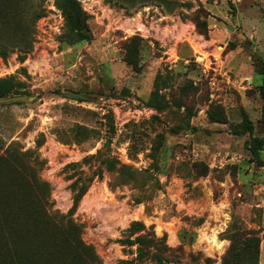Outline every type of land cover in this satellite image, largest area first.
Here are the masks:
<instances>
[{"label":"rangeland","instance_id":"obj_1","mask_svg":"<svg viewBox=\"0 0 264 264\" xmlns=\"http://www.w3.org/2000/svg\"><path fill=\"white\" fill-rule=\"evenodd\" d=\"M79 1L91 16V42L69 41L55 0H21L23 18L9 11L6 29H0V43L8 44L18 29L30 26L34 10L45 11L32 30L34 45L24 63L17 50L0 55V79L19 78L26 83V97L36 98L23 103L0 100V153L10 161L7 180L25 175L21 164L30 165L34 157L23 154L36 152L43 162L38 175L51 187L49 211L69 214L74 205L71 185L79 169L67 166L97 154L112 140L105 152L138 171L137 179L125 181L93 160L82 169L91 174L101 168L102 178H95L73 214L103 264H127L136 258V248L130 251L118 243L134 221L154 227L158 237L166 234L172 248L184 240L183 264H205L206 259L223 264L230 236L236 230L256 231L261 239L259 264H264V150L259 159L249 150L252 138L264 140L259 93L264 85L259 73L264 69V0H136L134 6L132 0ZM199 9L209 24L207 35L192 21ZM133 37L143 39L140 73L125 61ZM168 70L174 81L163 94L170 101L181 87L193 85L183 97L194 114L193 128L179 134L171 132L181 122L177 107L166 114L146 107L157 75ZM251 77L255 85L249 83ZM212 104L225 109L229 124L210 121ZM244 113L255 131L238 137L232 126L241 124ZM154 115L159 118L148 123ZM79 126L93 131L86 135ZM133 133L138 138L129 155ZM160 133L169 151L166 173L157 174L146 170ZM42 135L45 144L37 148ZM10 146L15 148L7 152ZM206 168L208 174L202 176ZM153 175L162 184L154 190L147 186ZM5 195L21 209L17 190ZM53 220L59 222L58 217ZM56 228L51 224V237ZM215 234L224 243L220 249L213 244ZM36 244L30 238L26 250Z\"/></svg>","mask_w":264,"mask_h":264},{"label":"trees","instance_id":"obj_2","mask_svg":"<svg viewBox=\"0 0 264 264\" xmlns=\"http://www.w3.org/2000/svg\"><path fill=\"white\" fill-rule=\"evenodd\" d=\"M121 3L129 0H120ZM136 0H132V5L136 4ZM56 6L61 10L65 20V35L69 41L75 43L91 42L94 38L90 25L91 16L83 8L79 0H55ZM168 3V1H164ZM22 2L17 0V4L11 0H0V29H6V23L10 18L9 11L15 10V17L22 19L24 13L21 10ZM16 6V8H15ZM17 10V11H16ZM201 9L192 18L198 31L209 33V24L207 19L202 18L199 14ZM44 10H34L31 17V24L27 28L18 29V36L10 43H0V55L7 57L10 51L17 50L20 52L21 62L24 63L26 56L33 49L34 41L32 39V30L35 29L36 22L44 16ZM186 17V15H184ZM188 19V16L186 17ZM3 25V26H2ZM2 26V27H1ZM31 35V37H30ZM142 38L133 37L127 46V54L125 61L137 73L142 69ZM24 75L28 77L27 71L24 69ZM171 71V70H170ZM165 75L160 72L155 80L154 90L146 107L151 108L157 114L174 113V107L179 109V117L181 122L171 129L173 134H179L182 130H192L191 120L194 116L188 103L183 97L187 96L193 85L180 88V95L174 96V100L170 101L163 90L170 88L174 81V73L170 72ZM261 74H264V69ZM196 90V89H195ZM259 93L263 100L262 118L260 123L264 125V85L259 87ZM26 83L17 77H8L0 79V100L17 96H29ZM81 101H85L81 99ZM22 105V103H18ZM182 107H186L185 111H181ZM208 117L212 123L229 124V119L225 109L221 106L212 104L208 110ZM159 116H152L148 123H155ZM113 122V120H112ZM130 126L139 129L142 124H130ZM85 131V134H91L93 130L79 126ZM234 127L233 134L240 137L247 134H253L255 131L254 123L249 116L244 113V119L241 124ZM111 128L114 130V125ZM137 133V132H136ZM129 136L130 154L137 141V134ZM77 143L80 141L76 140ZM112 140H108L104 148L99 150L97 154L89 156L80 163H72L67 169H79V178L71 185L73 193V208L69 214H52L48 206L50 204L51 187L50 184L43 181L38 175L39 170L43 166V162L37 156L36 152L28 151L23 155L33 156V162L30 165L23 166L25 175H17L11 182L7 180L5 167L10 163L5 155L0 153V264H103V261L94 246L88 244L83 238V229L74 219L73 214L77 210L81 200L89 191L95 178H102V169L94 170L91 174L85 172L82 168L84 165L92 166L93 160H97L101 166L105 167L108 172H117L125 181H135L138 171L122 164L121 161L105 152L109 148ZM45 144V137L37 142V148H41ZM15 148L10 146L7 150ZM249 150L254 159H259L264 150V140L262 138H252L249 143ZM169 149L165 146V134L160 133L155 139V143L151 147L149 157L152 160L147 172H156L157 174L166 173V164ZM15 153V152H14ZM17 157L18 155L12 154ZM209 168L203 172L202 176L208 174ZM73 179V178H72ZM153 180L148 184V188L154 190L161 187L162 184L158 177L150 176L147 181ZM13 190L18 193L20 198L21 209L18 210L10 204L6 198L5 191ZM31 204V205H30ZM55 216V217H54ZM59 218V222L53 219ZM51 224H56L54 236H50ZM241 229L240 227H238ZM236 232L230 236L231 245L223 259V264H259L261 253V239L256 231L244 230L241 233ZM34 237L37 241L35 248L26 250V245L30 238ZM45 237V238H44ZM118 243L124 249L134 251L136 258L127 264H183L184 240L182 245L172 248L168 244V236L158 237L154 227H147L146 224L139 221L131 223L130 227L124 232ZM205 264H213L211 259H206Z\"/></svg>","mask_w":264,"mask_h":264},{"label":"water","instance_id":"obj_3","mask_svg":"<svg viewBox=\"0 0 264 264\" xmlns=\"http://www.w3.org/2000/svg\"><path fill=\"white\" fill-rule=\"evenodd\" d=\"M36 98L35 97H26V96H17V97H11L6 99V102H32Z\"/></svg>","mask_w":264,"mask_h":264},{"label":"bare ground","instance_id":"obj_4","mask_svg":"<svg viewBox=\"0 0 264 264\" xmlns=\"http://www.w3.org/2000/svg\"><path fill=\"white\" fill-rule=\"evenodd\" d=\"M213 244L220 249V248H222V245L224 243L220 242L218 237L215 234L214 237H213Z\"/></svg>","mask_w":264,"mask_h":264},{"label":"crops","instance_id":"obj_5","mask_svg":"<svg viewBox=\"0 0 264 264\" xmlns=\"http://www.w3.org/2000/svg\"><path fill=\"white\" fill-rule=\"evenodd\" d=\"M257 72H258V71H257ZM259 73H260V72H259ZM262 75H264V74H262ZM249 83H251V84L253 83V84L255 85L253 77L250 78ZM259 87H261V86H259Z\"/></svg>","mask_w":264,"mask_h":264}]
</instances>
